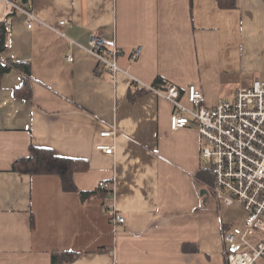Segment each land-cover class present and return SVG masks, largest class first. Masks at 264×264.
Wrapping results in <instances>:
<instances>
[{
    "label": "crops",
    "instance_id": "crops-1",
    "mask_svg": "<svg viewBox=\"0 0 264 264\" xmlns=\"http://www.w3.org/2000/svg\"><path fill=\"white\" fill-rule=\"evenodd\" d=\"M15 1L41 23L30 29L0 3L11 23L0 64H27L0 77V264H52L65 252L78 254L71 264H228L224 235L245 219L231 221L211 193L197 126L173 131V104L145 86L162 78L184 95L196 85L214 108L264 81V0ZM93 34L117 42L122 73L98 70ZM25 78L31 99L16 94ZM138 88L148 92L132 101ZM32 146L87 161L73 179L96 195L84 201L58 175L16 172ZM112 204L123 224L112 223Z\"/></svg>",
    "mask_w": 264,
    "mask_h": 264
},
{
    "label": "built area",
    "instance_id": "built-area-1",
    "mask_svg": "<svg viewBox=\"0 0 264 264\" xmlns=\"http://www.w3.org/2000/svg\"><path fill=\"white\" fill-rule=\"evenodd\" d=\"M0 3L11 12L25 15L30 29L34 23H41L34 11L15 0ZM67 23L63 21L61 25ZM6 25L11 28L10 21ZM87 51L96 59L98 70L107 69L115 76L123 72L115 40L93 34ZM141 52L142 48H137L132 61H137ZM68 60L74 59L68 56ZM145 88L173 104L175 111L170 118L173 131L190 124L197 126L203 140L202 157L213 164L211 193L219 204L228 208L237 206L246 215L242 227H233L224 235L227 263L259 264L264 259V81L256 80L251 86L240 88L233 100H221L214 108L204 105V94L196 85L189 86L184 95L174 84H167L165 89ZM101 135L114 136L115 132L105 131ZM98 149L115 154V146L100 145ZM99 188L106 189V184L100 183ZM106 210L113 224L125 222L115 205H108Z\"/></svg>",
    "mask_w": 264,
    "mask_h": 264
},
{
    "label": "trees",
    "instance_id": "trees-1",
    "mask_svg": "<svg viewBox=\"0 0 264 264\" xmlns=\"http://www.w3.org/2000/svg\"><path fill=\"white\" fill-rule=\"evenodd\" d=\"M223 8H235L236 0H218ZM9 29L6 22L0 23V53L7 50ZM27 64L9 61L5 64H0V77L11 71L13 68H20L26 71ZM167 82L162 78L157 79L156 87L165 89ZM148 92L145 89H135L131 95V100L134 101L143 93ZM17 96L25 99H31L33 96L31 83L29 78H25L23 86L16 91ZM88 169V163L85 160H75L62 158L55 155V153L49 149L31 147V155L27 158L18 160L14 165L16 172L25 175H58L62 179L63 188L67 192H77L81 195L84 201L90 199L96 193L92 192H80L75 185L73 175L76 172L86 171ZM78 254L75 253H54L52 264H71L77 260Z\"/></svg>",
    "mask_w": 264,
    "mask_h": 264
},
{
    "label": "rangeland",
    "instance_id": "rangeland-1",
    "mask_svg": "<svg viewBox=\"0 0 264 264\" xmlns=\"http://www.w3.org/2000/svg\"><path fill=\"white\" fill-rule=\"evenodd\" d=\"M186 101H187V99H186ZM220 205L223 208V210L225 211V213H227V216L228 215L230 216L231 221L233 220V218H236V220L239 221L238 222L239 225H241L243 223V220L245 219V214L243 212H241L238 208H234V207L228 208V207L224 206L222 203H220Z\"/></svg>",
    "mask_w": 264,
    "mask_h": 264
},
{
    "label": "water",
    "instance_id": "water-1",
    "mask_svg": "<svg viewBox=\"0 0 264 264\" xmlns=\"http://www.w3.org/2000/svg\"><path fill=\"white\" fill-rule=\"evenodd\" d=\"M23 2L26 4L27 3V0H23Z\"/></svg>",
    "mask_w": 264,
    "mask_h": 264
}]
</instances>
